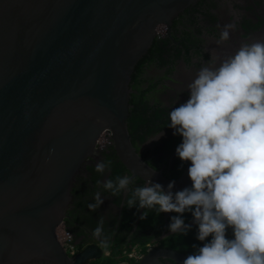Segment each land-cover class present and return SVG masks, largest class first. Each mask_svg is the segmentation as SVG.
I'll list each match as a JSON object with an SVG mask.
<instances>
[{
	"label": "water",
	"instance_id": "water-1",
	"mask_svg": "<svg viewBox=\"0 0 264 264\" xmlns=\"http://www.w3.org/2000/svg\"><path fill=\"white\" fill-rule=\"evenodd\" d=\"M195 1L0 0V264L101 254L91 245L67 258L57 228L105 131L133 174L165 192L174 182L173 194L191 184V162L175 179L150 168L125 118L131 73L157 27Z\"/></svg>",
	"mask_w": 264,
	"mask_h": 264
},
{
	"label": "flooded vegetation",
	"instance_id": "flooded-vegetation-1",
	"mask_svg": "<svg viewBox=\"0 0 264 264\" xmlns=\"http://www.w3.org/2000/svg\"><path fill=\"white\" fill-rule=\"evenodd\" d=\"M228 24L235 27L228 29L229 38L222 41L221 32ZM256 42H264V0H196L173 15L168 24L157 27L131 73L125 118L132 148L150 168L168 179L183 173L190 161H181L176 154L183 138L174 135L175 130L168 126L169 113L189 99L188 86L201 68L215 71L242 45ZM158 135L159 139H154ZM101 161L111 163L103 173H98L95 166ZM118 176L132 177L134 182L113 195V190L105 189L104 183L111 179L115 185ZM144 186L146 181L124 165L111 132L105 131L97 141L95 152L75 176L71 199L57 228V236L65 233L70 236L74 253L69 254L62 246L67 258L73 260L76 252L93 245L101 254L84 264H103L113 250H120L126 256L130 252H142L139 258L126 259V264H138L148 254L154 256L147 264H182L175 258H187L211 240V236L203 242L196 238L198 222L190 211L158 212V205L141 208L139 198H134L133 193L137 187ZM191 187L192 181L186 188ZM96 193L103 202L92 211L88 205L96 203ZM129 199H134L132 206L128 205ZM144 213L147 216L141 219ZM173 216H180L185 225H190L186 235L171 233L169 225ZM101 220L103 231L97 238L93 231ZM226 237L234 238L231 228L227 229ZM18 264L60 263L35 258Z\"/></svg>",
	"mask_w": 264,
	"mask_h": 264
},
{
	"label": "clouds",
	"instance_id": "clouds-1",
	"mask_svg": "<svg viewBox=\"0 0 264 264\" xmlns=\"http://www.w3.org/2000/svg\"><path fill=\"white\" fill-rule=\"evenodd\" d=\"M234 27L225 25L220 39L228 40V29ZM188 87L189 99L169 113L168 126L183 138L176 154L191 162L192 187L173 194L174 182L165 192L159 183L148 181L133 197L139 198L141 208L190 211L198 222L196 238L203 242L211 236L183 264H264V42L242 45L215 71L201 68ZM110 163L98 162L95 171L103 173ZM116 180L115 185L111 179L104 183L113 195L134 182L129 176ZM95 199L88 205L92 211L103 202L99 193ZM133 203L128 200L129 206ZM171 220V233L187 234L190 225L180 216ZM102 224L93 231L97 238ZM229 228L232 239L226 237Z\"/></svg>",
	"mask_w": 264,
	"mask_h": 264
},
{
	"label": "built area",
	"instance_id": "built-area-1",
	"mask_svg": "<svg viewBox=\"0 0 264 264\" xmlns=\"http://www.w3.org/2000/svg\"><path fill=\"white\" fill-rule=\"evenodd\" d=\"M58 240L60 242V244L68 251L69 254H73L74 253V248L73 245L71 243V239L68 233H65L64 235L60 234L57 236ZM142 255V252H130L127 257L120 261L118 264H126V259L128 258H139Z\"/></svg>",
	"mask_w": 264,
	"mask_h": 264
},
{
	"label": "trees",
	"instance_id": "trees-1",
	"mask_svg": "<svg viewBox=\"0 0 264 264\" xmlns=\"http://www.w3.org/2000/svg\"><path fill=\"white\" fill-rule=\"evenodd\" d=\"M126 257L127 256L124 255L123 252H121L120 250L119 251L118 250H113L112 251V255L107 257L105 259L104 263H107V264H118L120 261L124 260Z\"/></svg>",
	"mask_w": 264,
	"mask_h": 264
}]
</instances>
